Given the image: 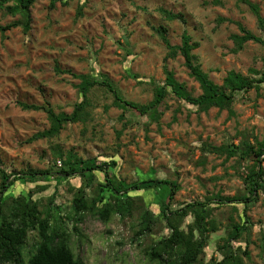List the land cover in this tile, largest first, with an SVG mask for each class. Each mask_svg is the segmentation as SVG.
Returning <instances> with one entry per match:
<instances>
[{
  "label": "rangeland",
  "instance_id": "rangeland-1",
  "mask_svg": "<svg viewBox=\"0 0 264 264\" xmlns=\"http://www.w3.org/2000/svg\"><path fill=\"white\" fill-rule=\"evenodd\" d=\"M249 3L257 4L264 17V0H70L68 5L57 1L54 8L50 0H37L29 31L21 25L0 31V155L4 168L8 172L58 170L62 161L53 152L56 147L98 159V164L108 156H117L119 177L113 180L125 187L147 178L174 176L180 189L171 202L173 210L216 194H248L243 177L252 161L240 162L237 154L227 158L226 151H212L204 143L227 148L243 140H264V83L259 93L255 89L235 92L234 114L217 107L199 111L167 95L159 122L148 114L118 106L113 93L97 84L88 90L84 119L65 124L54 137L34 140L35 134L50 128V120L44 110L24 109L19 102L50 104L56 112L72 113L82 100V79L76 73L99 82L110 81L126 99L146 103L153 98L155 86L164 83L166 65L189 90L200 94V84L189 74L183 56L167 59L168 49L153 29L160 25L168 29L172 44L181 43L185 30L201 42L194 51L197 61L215 82L222 83L233 69L260 77L264 45L249 41L235 51L231 38L241 34L236 23L241 22L264 39V27ZM163 9L183 13L186 22L169 20ZM16 19H20L19 14L0 10L1 25ZM251 69L260 73L252 74ZM100 178L94 177L90 186L85 185L88 197H92ZM83 183L81 177L18 181L4 198V210H9L12 198L18 195H32L43 211L59 205L70 245L86 264H160L151 260L148 252L169 234L167 221L157 213L170 188L130 190L131 216L114 214L105 222L86 213L83 222L77 223L72 201ZM238 207L242 212L244 206ZM147 209L151 214L146 216L153 219L151 230L139 234L140 214ZM248 214L250 231L244 233L242 242L231 243L248 244L250 256H243L245 264H264V190ZM213 215L221 226L211 233L201 257L205 263L212 256H221L218 246L229 233L230 219H239L231 203L218 206ZM192 219L189 216L187 221ZM36 241L38 232L31 230L24 248L26 259L34 252Z\"/></svg>",
  "mask_w": 264,
  "mask_h": 264
},
{
  "label": "trees",
  "instance_id": "trees-1",
  "mask_svg": "<svg viewBox=\"0 0 264 264\" xmlns=\"http://www.w3.org/2000/svg\"><path fill=\"white\" fill-rule=\"evenodd\" d=\"M36 1L0 0V10L4 9L7 13L20 16V19L7 25L0 24V31L3 33L7 29L19 25L25 31H29L32 23V6ZM57 1L68 5L70 0H50V6L54 8ZM215 2L219 3L220 0H215ZM249 5L256 14L259 24L264 27V17L259 6L254 3H249ZM163 12L169 20L181 19L186 22L185 16L181 12L175 13L166 9H163ZM224 20L226 19L220 18V21ZM236 23L241 34L231 35L236 45L235 51H240L249 41L264 45V39L261 36L241 22ZM153 29L160 35L168 49L167 59L183 56L189 74L200 84V94L196 95L189 90L184 82L175 77L174 71L167 65L164 67L166 75L164 83L155 86L153 98L146 103L126 99L110 81L99 82L87 74L75 73V76L82 79L80 83L82 100L76 103L72 113L56 112L50 104L19 102L24 109L44 110L50 120V128L38 132L32 137V140L54 137L59 134L65 124L84 119L85 108L88 104V90L97 84L106 86L113 93L114 103L118 106L135 109L141 115L148 114L153 121L158 122L163 115L162 106L167 95H172L185 104L194 105L199 111L206 112L217 107L220 110L227 109L230 114H234L235 92L255 89L259 93L264 83V72L262 76L256 77L233 69L228 71L223 82L219 84L210 78L198 63L194 51L201 46V42L195 40L187 30L182 33L180 44H172L165 26L160 25ZM250 73L259 74L260 71L251 69ZM174 119L176 118L174 117ZM204 146H208L212 151H226L227 158L237 154L240 162L242 160L252 161L243 177L249 195L241 194L232 197L216 194L217 197L189 202L185 206L173 210L170 208L171 202L180 189L174 176L163 179L147 178L130 187H125L123 182L116 183L113 180L114 177H119L118 169L120 167L117 156L114 155L108 156V159L105 158L98 164V159L84 158L71 150L63 152V150L53 147L54 154L62 161V166L58 170L50 167L46 169L28 168L20 171L14 170V172H8L4 168V162L0 155V264H86L70 245V234L66 230V221L59 205L49 206L43 211L39 207V202L32 195L27 197L18 195L12 198L9 210H4V198L9 189L18 181L35 183L38 178L44 177L47 180L52 177L55 181L66 180L69 177L83 178L84 183L78 187L72 201L74 219L77 223L83 222L86 213L94 214L105 222L109 221L114 214H118L122 218L131 216L133 205L129 200L128 192L130 190L167 185L170 191L166 200H161L159 203L157 215L167 221L169 234L163 236L152 246L148 252L151 260L158 261L160 264H245L243 256H250L248 244L234 245L231 242H242L244 233L250 231L252 221L248 209L259 197L260 190H264V140L256 139L255 143L243 140L239 145L227 148L206 145V143ZM94 177L101 178L92 197H88L85 193V185L90 186ZM42 188L44 189L46 186ZM124 193H127L126 198H123ZM54 196L50 198L51 205L54 203ZM226 203H231L237 210L239 219L236 220L233 216L230 219L229 233L227 237H223V244L218 246L221 256H212L208 263L202 262L201 257L205 253L211 233L218 231L221 226L213 212L218 206ZM239 205L244 206L242 212L239 211ZM144 211L140 214L141 229L138 231L139 234L151 230L150 224L153 219L146 216L151 212L149 209ZM189 216L193 218L190 222L187 221ZM31 230H37L38 241L34 244V252L26 259L24 248L28 243ZM74 230L78 231V226H75Z\"/></svg>",
  "mask_w": 264,
  "mask_h": 264
}]
</instances>
